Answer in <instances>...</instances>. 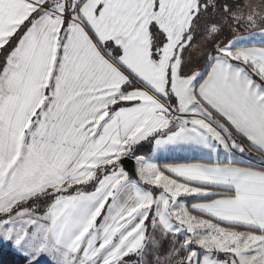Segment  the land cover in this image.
Returning a JSON list of instances; mask_svg holds the SVG:
<instances>
[{
    "label": "snow or ice",
    "instance_id": "obj_1",
    "mask_svg": "<svg viewBox=\"0 0 264 264\" xmlns=\"http://www.w3.org/2000/svg\"><path fill=\"white\" fill-rule=\"evenodd\" d=\"M0 244L264 264V0H0Z\"/></svg>",
    "mask_w": 264,
    "mask_h": 264
},
{
    "label": "crops",
    "instance_id": "obj_2",
    "mask_svg": "<svg viewBox=\"0 0 264 264\" xmlns=\"http://www.w3.org/2000/svg\"><path fill=\"white\" fill-rule=\"evenodd\" d=\"M150 146L144 145V152L141 154L147 156L149 155V149ZM164 158H161L158 160L159 163H206L207 157L204 156L203 153L201 152H194L190 150H178L175 152H170V153H164L163 154ZM203 157V158H202ZM215 159V157H213ZM221 160H223V157H221ZM244 162L245 165L251 164L252 166L259 167L261 164V160L258 156V154L251 152V153H246L244 156ZM243 166V165H242ZM188 200H192L193 198H185Z\"/></svg>",
    "mask_w": 264,
    "mask_h": 264
},
{
    "label": "trees",
    "instance_id": "obj_3",
    "mask_svg": "<svg viewBox=\"0 0 264 264\" xmlns=\"http://www.w3.org/2000/svg\"><path fill=\"white\" fill-rule=\"evenodd\" d=\"M22 260L13 249L0 245V264H22Z\"/></svg>",
    "mask_w": 264,
    "mask_h": 264
},
{
    "label": "rangeland",
    "instance_id": "obj_4",
    "mask_svg": "<svg viewBox=\"0 0 264 264\" xmlns=\"http://www.w3.org/2000/svg\"><path fill=\"white\" fill-rule=\"evenodd\" d=\"M147 146H148V145H147ZM157 162H158V161H157ZM0 245H2V244H0ZM4 247H5V248H11V247H8V246H5V245H4ZM11 249H12V248H11ZM20 257H21V256H20ZM21 258H22V257H21Z\"/></svg>",
    "mask_w": 264,
    "mask_h": 264
}]
</instances>
